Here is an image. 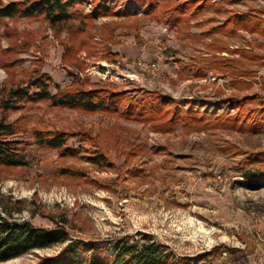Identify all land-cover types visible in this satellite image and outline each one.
<instances>
[{
    "label": "rangeland",
    "instance_id": "374dc122",
    "mask_svg": "<svg viewBox=\"0 0 264 264\" xmlns=\"http://www.w3.org/2000/svg\"><path fill=\"white\" fill-rule=\"evenodd\" d=\"M171 1L108 0L110 14L91 18L90 0L59 28L36 15L0 20V99L31 75L47 74L55 92L75 73L85 88L111 85L138 99L158 90L201 118L158 130L150 121L45 101L0 108V119L21 123L27 161L0 171V195L22 207L15 219L45 227L66 219L84 256L94 245L110 257L122 237L149 233L172 249L175 264H264V123L253 131L241 124L246 111L264 105V30L229 23L264 19V0H196L173 26L164 10L182 0ZM212 41L225 48L209 49ZM225 59L244 75L214 65ZM138 60L156 61L157 69L141 72ZM102 62L109 64L103 73ZM116 68L137 78H117ZM239 111L237 127L221 122ZM35 129L87 135L67 138L77 151L68 156L38 145ZM93 152L105 159L95 163ZM63 245L0 264H34Z\"/></svg>",
    "mask_w": 264,
    "mask_h": 264
},
{
    "label": "trees",
    "instance_id": "16d2710c",
    "mask_svg": "<svg viewBox=\"0 0 264 264\" xmlns=\"http://www.w3.org/2000/svg\"><path fill=\"white\" fill-rule=\"evenodd\" d=\"M193 1L196 0H182L167 6L164 10L167 14L166 21L171 26L179 23L180 15ZM88 2L90 0H8L6 2L0 0V20L21 15H36L53 28L64 27L70 24L74 17L73 8ZM91 2L93 7L87 16L93 18L97 15L110 14L111 11L106 6L108 0H91ZM229 23L233 28L246 26L253 31L262 26L264 30V19L256 15H247L246 24L235 16ZM80 32H84L82 28ZM208 48L221 51L225 47L212 41ZM163 52L168 53L166 49ZM106 54L117 56L109 50ZM214 65L229 70L232 74L244 75V72L235 70L231 66V59L216 60ZM70 74L73 76V81L69 85L56 86L55 92L50 90L52 81L47 74L31 75L24 85H16L4 91L0 99V108L7 111L19 108L23 102L45 101L52 107L115 113L127 120L150 121L158 130H171L178 124L201 120L196 116V112L183 111L176 100L158 90L150 91V96L143 95L138 99L129 96L128 91L116 89L111 85L94 84L85 88L82 86L84 81L77 74ZM227 101L232 105L245 102L244 99L232 98ZM168 105L169 107L165 108ZM240 114L241 111L232 118L224 117L221 122L227 124L228 120L230 125L237 127L236 121ZM244 122L247 123L249 130L260 129L261 124L264 123V105L246 111L242 116L241 124L244 125ZM22 131L20 122L0 119V171L3 168L27 164L22 153V141L18 138ZM32 134L38 145L59 149L63 155L68 156H73L77 151L67 145V138L87 135L83 131L69 133L63 130L41 129H35ZM87 156L95 163L105 159L104 154L98 152ZM21 210L22 207L17 201L11 202L0 195V262L23 256L36 249L64 244L57 254L38 256L34 264H175L176 256L172 249L168 245L160 244L149 233H139L135 238L122 237L115 244L110 257H102L94 245L87 247L88 255L84 256L71 240L66 219H61L51 227L37 226L28 220H18L12 216L13 212L18 213Z\"/></svg>",
    "mask_w": 264,
    "mask_h": 264
},
{
    "label": "built area",
    "instance_id": "2783aa9c",
    "mask_svg": "<svg viewBox=\"0 0 264 264\" xmlns=\"http://www.w3.org/2000/svg\"><path fill=\"white\" fill-rule=\"evenodd\" d=\"M134 64H135V67L138 70H140L141 72L153 73L157 69V62L156 61L138 60ZM102 66L103 67L101 69V72L103 73V72H106V69H107V67H109V64L102 62ZM114 73H116L117 78L120 77V78H123V80H127L128 78L133 80V79L137 78V74L135 72L127 73L126 75H124L123 73H121V71L118 70V68H116V71H114Z\"/></svg>",
    "mask_w": 264,
    "mask_h": 264
}]
</instances>
